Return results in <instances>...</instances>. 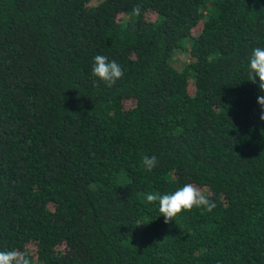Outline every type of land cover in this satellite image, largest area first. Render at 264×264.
I'll return each instance as SVG.
<instances>
[{
    "label": "trees",
    "instance_id": "trees-1",
    "mask_svg": "<svg viewBox=\"0 0 264 264\" xmlns=\"http://www.w3.org/2000/svg\"><path fill=\"white\" fill-rule=\"evenodd\" d=\"M256 47L264 0H0V251L264 264ZM98 54L125 73L110 88L92 75ZM186 183L216 207L166 224L146 197Z\"/></svg>",
    "mask_w": 264,
    "mask_h": 264
},
{
    "label": "clouds",
    "instance_id": "clouds-1",
    "mask_svg": "<svg viewBox=\"0 0 264 264\" xmlns=\"http://www.w3.org/2000/svg\"><path fill=\"white\" fill-rule=\"evenodd\" d=\"M133 12L139 16L141 14V6L137 5ZM248 68L251 77L249 81L255 84L258 77V87L261 92H264V48L256 47L253 49L248 61ZM92 75L98 77L110 88L125 73L115 60L109 61L105 55L98 54L94 57ZM257 103L261 108L259 119L264 121V95L257 97ZM158 163V158L155 155H144L142 157L143 167L148 172H151ZM146 200L148 203H159V212L163 215L166 224L175 220L181 213L190 212L194 208L212 212L216 207V203L211 199L210 193H206L205 189L192 183H186L170 194L150 193L147 195ZM0 264H35V261L31 253L13 249L0 251Z\"/></svg>",
    "mask_w": 264,
    "mask_h": 264
},
{
    "label": "rangeland",
    "instance_id": "rangeland-1",
    "mask_svg": "<svg viewBox=\"0 0 264 264\" xmlns=\"http://www.w3.org/2000/svg\"><path fill=\"white\" fill-rule=\"evenodd\" d=\"M178 54H179L180 57L182 56L181 58L185 57L184 53L181 54L180 52H178Z\"/></svg>",
    "mask_w": 264,
    "mask_h": 264
}]
</instances>
